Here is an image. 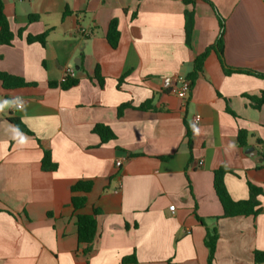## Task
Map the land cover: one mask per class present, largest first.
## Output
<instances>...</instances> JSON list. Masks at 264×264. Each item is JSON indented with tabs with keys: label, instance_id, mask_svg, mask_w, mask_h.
<instances>
[{
	"label": "crops",
	"instance_id": "1",
	"mask_svg": "<svg viewBox=\"0 0 264 264\" xmlns=\"http://www.w3.org/2000/svg\"><path fill=\"white\" fill-rule=\"evenodd\" d=\"M210 1L225 19L226 64L264 74V0ZM3 2L15 38L0 46V74L35 85L6 89L0 80V264H85L75 257L77 216L95 210L89 264H131L124 259L133 256L136 264H209L214 228L213 264H264L255 262L264 253V79L225 75L211 52L188 98L177 95L220 37L215 10L203 0ZM115 20L114 49L107 35ZM50 30L45 46L27 42ZM68 70L79 84L63 90ZM148 101L151 109H137ZM124 104L135 109L119 116ZM97 125L116 139L103 144ZM44 151L55 171L43 170ZM221 168L234 201L249 198V183L262 189L258 216L222 218L214 190ZM82 181L94 187L75 212L71 188Z\"/></svg>",
	"mask_w": 264,
	"mask_h": 264
},
{
	"label": "trees",
	"instance_id": "2",
	"mask_svg": "<svg viewBox=\"0 0 264 264\" xmlns=\"http://www.w3.org/2000/svg\"><path fill=\"white\" fill-rule=\"evenodd\" d=\"M197 0H182L185 5H194ZM208 3L216 12L220 27L221 33L217 43L208 48L204 54H202L194 64V71L189 76L190 81H195L200 74L203 73L204 65L206 59L208 58L211 52H215L220 60V63L223 67V71L225 75L230 76L234 74H246L254 77H258L264 79V74L248 70V69H238L229 67L224 58V30H225V19L220 15L215 5L210 0H203ZM65 15V14H64ZM32 21L38 20L37 16L31 17ZM23 31L19 33L20 37L22 36ZM50 31L45 32L40 36H28L27 42L29 44L32 43H40L42 46H45L50 34ZM14 34L10 29V25L8 19L4 12V2L0 0V46H11L14 41ZM107 40L112 48H117L120 40V32L118 30V21H113L110 25V29L107 35ZM96 80L102 86L104 83V78L100 75L99 71H96L95 74ZM0 80L3 82V85L6 89H17L30 85L24 79L11 76L5 73L0 74ZM79 84V80L75 78L67 77L60 83V87L63 90H69L73 87H76ZM57 86L56 84H53ZM254 99V98H253ZM255 100V99H254ZM258 107L264 104V98L259 99ZM152 102L148 101L145 104L141 105L138 110H149L151 109ZM127 109H135L131 104H124L119 108V116L124 114V111ZM228 112L235 116V114L228 109ZM12 123L16 126V128L28 135H33L28 128L19 120L13 119ZM186 137L188 139V144L190 149L193 147V142L191 138V130L190 127L187 126ZM94 133H96L102 139V143H108L110 141H114L116 139V135L111 130L110 127L105 125H97L94 129ZM239 143L242 147L247 145L248 134L244 131H240L239 133ZM42 168L44 171H55L57 169V165L53 162L51 153L49 151H44V157L42 160ZM227 171L223 168L219 169L215 172L214 178V190L216 196L223 207V216L222 218H233V217H249V216H258L261 212V204L259 201V196L262 195L263 191L261 188H258L249 183V198L247 200L242 201H234L225 185V175ZM94 184L91 181L86 182H78L71 188V208L74 209L75 212H80L85 209L88 205V194L93 190ZM100 215L99 210H95L92 215L78 214L77 216V228H78V250L75 252V257H82L84 259L85 264H89L90 259L95 255V245L98 238V219L97 217ZM219 219V218H217ZM218 242V231L217 228L213 230H207V236L205 240V245L209 251V264H213L216 254ZM136 257H131L124 259V263L136 264ZM255 262L256 263H264V253L256 251L255 252Z\"/></svg>",
	"mask_w": 264,
	"mask_h": 264
},
{
	"label": "built area",
	"instance_id": "3",
	"mask_svg": "<svg viewBox=\"0 0 264 264\" xmlns=\"http://www.w3.org/2000/svg\"><path fill=\"white\" fill-rule=\"evenodd\" d=\"M84 35H85V36H89L90 34L84 32ZM74 76H75V72H74V70H68V71L66 72V77H65V78H67V77L74 78ZM191 85H192L191 81H190V80H186V81L182 84V86L180 87V89L177 91V95H178V97L181 98L182 100L187 99L188 96H189V94H190ZM19 108H20V106H19ZM196 121L199 122V121H200V118H196ZM121 164H122L121 162H117L116 165H117L118 167H120ZM170 210H171V211H174V210H175V206H171V207H170Z\"/></svg>",
	"mask_w": 264,
	"mask_h": 264
}]
</instances>
